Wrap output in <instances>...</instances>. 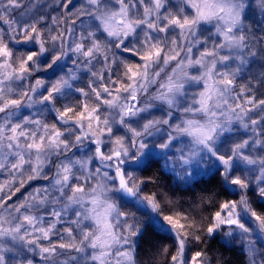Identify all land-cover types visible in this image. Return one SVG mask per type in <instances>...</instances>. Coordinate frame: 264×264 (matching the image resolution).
I'll use <instances>...</instances> for the list:
<instances>
[{"label":"snow or ice","instance_id":"snow-or-ice-1","mask_svg":"<svg viewBox=\"0 0 264 264\" xmlns=\"http://www.w3.org/2000/svg\"><path fill=\"white\" fill-rule=\"evenodd\" d=\"M261 202L264 0H0V264H264Z\"/></svg>","mask_w":264,"mask_h":264},{"label":"trees","instance_id":"trees-1","mask_svg":"<svg viewBox=\"0 0 264 264\" xmlns=\"http://www.w3.org/2000/svg\"><path fill=\"white\" fill-rule=\"evenodd\" d=\"M162 184L165 185H172V181L170 179H164L161 181ZM174 186V185H172ZM212 185H204L201 184L198 186V188L196 189L197 191L200 190H204L206 188H211ZM191 201H185L183 202L182 206L184 209H189V205H190ZM262 204H264L263 202H261ZM213 209L212 208H208L207 211H203V212H198V215H208ZM158 243L163 246L165 244H167L169 247H171V241L170 240H160L158 241ZM211 251L209 253L210 256L213 257H219L221 255V252H223V257L227 260V264H247L246 262V257L243 255V253L240 251V249L237 247L231 251H223L220 248V239L219 237L217 238V242L216 243H211ZM201 248L205 247V245L201 244L200 245ZM148 256L147 255H143L142 254V261H147L148 260ZM163 257H157V260H162Z\"/></svg>","mask_w":264,"mask_h":264},{"label":"rangeland","instance_id":"rangeland-1","mask_svg":"<svg viewBox=\"0 0 264 264\" xmlns=\"http://www.w3.org/2000/svg\"><path fill=\"white\" fill-rule=\"evenodd\" d=\"M14 14H15V13H14ZM255 18H256V19H259V13H256ZM61 27H63V25H62ZM77 32H79V28H77ZM53 74H54V73L51 72V71H48V72H40V73H39L40 76H43V77H45L46 79H54V78H56V77L53 76ZM58 75H62V73H59ZM86 82H87V80H86V78H85V79L82 80L80 83H78L77 86H84V84H86ZM47 119L49 120V122H51V120L53 119V116H52L51 114H49V115L47 116ZM263 203H264V202H263Z\"/></svg>","mask_w":264,"mask_h":264}]
</instances>
